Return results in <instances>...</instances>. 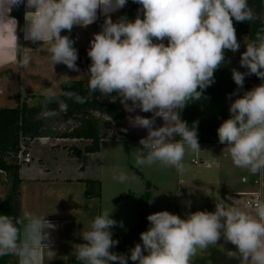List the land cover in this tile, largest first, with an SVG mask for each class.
Masks as SVG:
<instances>
[{
  "label": "clouds",
  "instance_id": "obj_1",
  "mask_svg": "<svg viewBox=\"0 0 264 264\" xmlns=\"http://www.w3.org/2000/svg\"><path fill=\"white\" fill-rule=\"evenodd\" d=\"M133 2L140 5L136 18L124 16L114 22L110 14L122 9L127 0H0V26L11 22L15 47L23 49L17 42L18 21L10 13L24 5V40L41 42L36 52L47 45L52 66L63 64L80 72L75 41L61 33H70L74 26L87 27L102 14L101 31L93 34L87 51L91 60L86 74L88 95H63L85 104L95 93H115L127 111L152 113L151 118H131L133 126L147 129V136L139 141L142 148L136 149L135 167L158 163L183 174L186 154L201 149L197 123L190 127L180 112L189 102L200 100L214 83L215 71L225 62V51L239 50L233 20L250 22L256 16L248 0ZM30 60V56H22L20 67ZM239 63L247 72L232 69L238 89L243 88L246 75L264 81V30L246 44ZM42 95V116L57 114L49 110L52 103L59 111H67V103L52 87ZM229 113L217 129L219 143L226 145L223 151L235 167L264 176V83L237 96ZM157 117L162 126H155ZM113 179L126 183L134 177L116 169ZM227 200L231 203H216L214 211L198 210L183 218L167 210L149 214V227L140 233L142 243L130 250V256L111 251L119 243L111 231L118 222L111 218L112 211H102L89 230L82 232L84 242L75 245V257L80 264H128L129 259L134 264H192L198 251L223 239L235 249L227 251L229 258L239 264H264V199H250L243 207L232 196ZM54 227L45 216L30 211L22 218L0 215V257L15 256L18 264H43L42 249L50 247L47 230Z\"/></svg>",
  "mask_w": 264,
  "mask_h": 264
},
{
  "label": "rangeland",
  "instance_id": "obj_2",
  "mask_svg": "<svg viewBox=\"0 0 264 264\" xmlns=\"http://www.w3.org/2000/svg\"><path fill=\"white\" fill-rule=\"evenodd\" d=\"M99 31L101 28L91 29L87 33H74L76 42L74 47L78 50L76 63L80 72L71 71L63 64L52 66L47 48L30 54V63L25 67L15 68L12 72L0 71V77L4 78L10 75L9 78H11V84L8 93H6L8 96L0 95V107L15 106V96L18 92L23 97L35 94L36 99L29 98V103L35 104L39 99L38 96L43 94L48 87H52L57 93H60L62 85L68 81L87 80L86 74L91 62L87 51L93 34ZM236 35L240 48L235 53L226 50L224 62L225 76L232 82H234L232 69L235 68L241 72L247 71L246 68L240 66L239 61L241 54L246 50V44L250 42L246 34L236 33ZM64 75L72 78L66 81ZM244 82L247 83L246 80ZM238 94L237 90L233 91L225 100L227 104H231L237 96H240ZM208 97L209 92L204 91L200 100L189 102L196 114L194 117L201 118L207 113L210 107ZM189 109L187 104L180 112L181 119L186 122L190 115ZM129 115L131 135L129 139H104L101 150L87 157L86 169L79 168L77 172L67 175L70 179L80 175V177L101 180L102 195L100 197H86V185L81 180L62 179L60 174L56 173V168L51 171L47 170L46 172L49 174L41 176L35 182L24 180L21 189L23 206L21 218L26 211L40 215L39 211L42 210L45 213L56 215L59 224L55 229L57 235L55 234L54 238L58 236L59 239L56 240L59 264H71L70 259L75 254V245L84 242L81 238L82 232L89 230L94 217L102 211H112L111 218L118 222L111 231L113 239L118 240L119 243L113 246L111 251L130 256V250L136 244L142 243L140 233L146 231L135 228L139 223L136 207L146 192L150 193L149 214L167 210L183 218L198 210L214 211L216 203H224V201L228 203L226 194L228 189H226L224 179L226 181L230 179L236 184L241 182L243 172L236 167H233L232 172L228 167L223 168L222 152L214 145L207 143H199L200 152L186 154L184 160L186 171L183 174L177 173L174 168L163 167L158 163L141 168L135 167L136 149L142 148L139 141L147 136V129L133 126L131 118L137 115L151 118L153 114L135 109L129 112ZM52 117L51 123L48 124L51 128L62 126L63 122ZM162 124V119L157 117L155 126H162ZM45 144V141H36V148L41 150L39 153L42 154L43 150H46L44 149ZM75 144L83 147L87 144V140H80ZM193 159L199 163H194ZM204 163H210L212 167L209 168ZM218 163L220 164L219 168L217 167ZM116 169L125 172L134 179L130 182L119 183L113 179V172ZM8 190V179L5 172L0 170V203ZM121 222L123 227L120 226ZM228 250H235L234 246L221 239L217 245L210 246L205 251H198L192 264H237L238 260L227 256ZM145 254L147 253L145 252ZM128 264H134V262L129 259Z\"/></svg>",
  "mask_w": 264,
  "mask_h": 264
},
{
  "label": "trees",
  "instance_id": "obj_3",
  "mask_svg": "<svg viewBox=\"0 0 264 264\" xmlns=\"http://www.w3.org/2000/svg\"><path fill=\"white\" fill-rule=\"evenodd\" d=\"M249 6L255 13L256 19L250 22H236L233 20L236 33H244L250 42L255 39L258 31L264 30V0H248ZM140 5L133 2L127 4L122 16L129 20H134L138 15ZM18 20L19 44L22 41L23 28V5L14 8L11 12ZM141 18L142 14H141ZM62 35H68L75 41L74 31L69 33L63 31ZM76 43V42H75ZM74 43V44H75ZM167 44V40L164 41ZM91 64V62H90ZM247 72V71H246ZM244 86L238 89L237 85L225 76L224 64L215 71L214 83L204 91L209 92L208 103L210 107L203 117H194L196 114L188 103L189 118L186 119L191 127L197 123L199 143L219 142L217 129L220 124L230 117L229 107L225 101L235 90L242 96L245 91L264 83L257 76L246 75ZM66 92H74L80 95H88L87 80H71L62 85V90L58 93L68 105L67 111L61 112L58 105L50 104L49 110H55L57 114L52 118H57L63 122L62 126L51 128V117L41 115L40 102L43 95L38 96L35 104L29 103V98L36 99L35 94L23 97L20 92L15 96V106L0 107V170L4 171L9 182V190L0 203V215H10L21 218V189L23 180L21 178V163L18 154L24 145L26 148L39 138H55L70 140H87L89 143L82 148L77 144H67V149L74 156H81L82 153L93 154L101 150L102 141L106 138H130L129 112L121 103L119 98L112 96H101L95 93L85 104H77L67 99L63 95ZM178 139V138H177ZM86 197H100L102 195V183L99 179L88 178L85 181ZM148 184V182H147ZM149 185V184H148ZM150 193L146 192L141 201L137 204L139 223L135 228L147 230L149 221L147 220ZM71 264H80L75 254L70 259ZM0 264H18L15 256L0 257Z\"/></svg>",
  "mask_w": 264,
  "mask_h": 264
},
{
  "label": "crops",
  "instance_id": "obj_4",
  "mask_svg": "<svg viewBox=\"0 0 264 264\" xmlns=\"http://www.w3.org/2000/svg\"><path fill=\"white\" fill-rule=\"evenodd\" d=\"M132 0H127L126 5L119 9L116 12L111 13V19L113 21L118 20L119 18L123 17L122 13L127 4H129ZM25 12L26 9L23 5V28H22V41L18 44L21 47H24L23 49H20L17 51L15 47V37L13 35V26L11 22L8 24H5L3 26H0V71L2 72H12L15 68L17 69L20 67V59L22 56L30 54H34L36 49L40 46L41 42H37L36 44L31 43L30 41L24 40L23 36V29L25 26ZM10 15L14 17L16 20L17 18L13 16L11 13ZM105 17L98 13V19L93 24L87 26V27H79L74 26L73 31L75 32H82L87 33L89 30L94 28H101V26L104 23ZM18 21V20H17ZM19 27V26H18ZM16 35L19 37L18 34V28ZM47 45H43L41 47V50L46 49ZM22 68V67H21ZM7 75V74H6ZM8 77H0V95H5L8 93V89L10 87V79ZM8 96V94H6ZM45 141L46 146H44L43 153H39L41 150H38L36 148L35 143L36 141ZM34 140L31 143V146L29 147V150L33 154V161L30 164L22 165L21 167V178L23 180V183L25 182V179H28V181L35 182L37 179H40L43 175H48L49 173L46 172L47 170H55L56 173L60 174V178L67 180L69 177L67 175H71L78 171V169H86V159L90 155L88 153H82L81 156H74L66 147L67 144L78 143V141H72L70 139H55V138H48V139H37ZM53 141V143H51ZM89 141H87L88 143ZM214 145L216 149L220 150L223 154V168H229L232 172L235 167L230 159V156L226 151H223V149L226 147V145L220 144L219 142L216 143H207ZM79 145V144H77ZM48 147V148H47ZM82 148V147H81ZM222 158V159H223ZM219 162V161H218ZM50 166V167H48ZM207 167L211 168L212 165L209 163V166ZM217 167H220V164L218 163ZM237 168V167H236ZM240 169V168H239ZM243 172V177L241 179V182L236 184L230 179L227 181L224 179V184H226L228 189L226 191L227 197L232 196L233 198L237 199L240 202V205L243 207L244 202L247 198L253 196V195H259L260 199H264V176H261L259 174L252 175L247 170L240 169ZM74 178V179H73ZM72 179L69 178L70 181L72 180H81L85 184V180L88 178L85 177H73ZM221 182V181H218ZM220 184V183H219ZM228 203H231V201H228ZM23 210V206L21 203V212ZM39 216H45V218L53 225H55L54 228L48 229L47 231L50 233V247L49 248H43L42 249V257H43V264H59V253L56 251V248L58 247V243L55 237L56 228L59 224L58 219L56 215H53L51 213H45L44 211H39ZM239 264V262H237Z\"/></svg>",
  "mask_w": 264,
  "mask_h": 264
},
{
  "label": "built area",
  "instance_id": "obj_5",
  "mask_svg": "<svg viewBox=\"0 0 264 264\" xmlns=\"http://www.w3.org/2000/svg\"><path fill=\"white\" fill-rule=\"evenodd\" d=\"M40 139H48V137H44V138H40ZM72 141H80V140H72ZM18 158H19V161H20L21 165H27V164H30L33 161V154L31 153L29 148H26L24 145H22V148H21V150H20V152L18 154ZM192 161L194 163H199L196 159H193ZM204 165H208L209 166V164H206V163H204ZM254 198H260V197H259V195H253V196L247 198L245 200L244 204H246L248 200L254 199Z\"/></svg>",
  "mask_w": 264,
  "mask_h": 264
}]
</instances>
